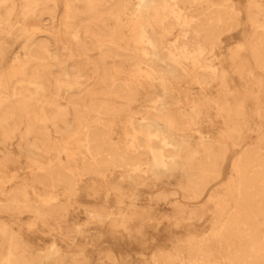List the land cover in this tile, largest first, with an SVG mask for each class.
<instances>
[{
  "label": "bare ground",
  "instance_id": "obj_1",
  "mask_svg": "<svg viewBox=\"0 0 264 264\" xmlns=\"http://www.w3.org/2000/svg\"><path fill=\"white\" fill-rule=\"evenodd\" d=\"M63 1L0 0V63L8 45L2 36L14 42L27 38L0 74V152L11 155L6 148L16 144L18 158L27 165L0 182L5 195L0 198V264H128L123 259L131 253L118 256L115 248L122 249L120 234L132 237L123 210L130 188L137 190L133 200H145L140 233L162 205L185 220L196 219L198 208L207 211L198 201L209 192L211 221L202 239L160 251L150 264H264V152L243 150L240 133L247 126L248 103L257 106L258 98L245 92L230 101L227 71L217 62L223 35L240 25L235 5L223 0L194 14L192 8L207 0ZM247 8L255 34L248 47L257 72H264V0H248ZM47 21L57 25L66 55L53 54L44 38L36 36ZM165 32L173 41H164ZM51 63L59 73L50 81ZM231 72L240 80L254 78L253 70L236 61ZM191 83L199 90L196 98H191ZM212 83L219 91L217 100L205 93ZM178 84L185 89L177 93L172 85ZM139 101L140 110L133 112ZM259 108L251 114L259 115ZM210 111L224 126L217 139L203 131ZM119 126L123 147L114 139ZM50 128L63 132L62 145L72 148L41 149L37 138L49 136ZM230 148L241 150L223 182ZM53 152L43 162L35 157ZM88 178L103 192L99 207L75 201ZM163 184L176 186L194 204L170 200L166 192L142 191ZM111 193L116 194L118 213L111 210ZM81 208L87 220L70 219ZM164 224L176 226L178 221ZM164 224L153 226L164 234ZM37 225L48 228L43 234L52 238L49 245L33 237L40 232ZM79 237L84 245L76 244ZM95 240L103 245V255L88 257L85 248ZM30 245L40 249L32 253Z\"/></svg>",
  "mask_w": 264,
  "mask_h": 264
},
{
  "label": "rangeland",
  "instance_id": "obj_2",
  "mask_svg": "<svg viewBox=\"0 0 264 264\" xmlns=\"http://www.w3.org/2000/svg\"><path fill=\"white\" fill-rule=\"evenodd\" d=\"M19 2V0H18ZM63 0H59V3H63ZM223 0H207L204 5L193 7V13L194 14H200L203 8H208L211 5L215 4H221ZM229 3H232L235 5V8L237 9V12L239 13L238 17L240 20V25L235 30H232L230 32H227L222 37V46L219 51H217V62H220L222 67L227 71V83L229 87L231 88V93L228 97L230 101H235L237 99V96L241 93L250 92L254 94L255 97L258 98L257 103L259 108V115L251 114V111H254L253 109H256L257 106L248 103L247 105V111L249 112V115H247V126L244 127L241 130V136H242V145L243 150L247 149H256L261 152H264V144H262V141L264 139V72H257L255 68L254 58L251 54V49L248 47L249 42L252 40L254 34V29L251 27V25L247 21V7H248V0H230ZM216 6V5H215ZM214 6V7H215ZM211 9H213V6H211ZM60 10L62 11L63 8L61 7ZM19 11V9H18ZM19 16L18 13H16L15 20H18ZM47 25L43 26L42 28L39 27L36 31V36L43 37L44 40L49 44L50 51L53 54H64L66 55L67 51L69 50H63V48H60V43L62 40V36L58 31L56 24H51L49 21L45 22ZM34 27H37L36 25ZM76 29L79 28V25H75ZM82 36L84 35V32L80 30L79 32ZM162 34V33H161ZM164 35H166V38H164L165 42L173 41V38L169 37L168 34L165 32ZM168 36V37H167ZM1 41L7 43L2 50L5 53V59L2 63H0V74H3L7 71V68H9L12 63L14 57H16L19 52L22 50V47L27 40V38H18L17 41H13L12 39L8 37H1ZM239 50L238 56L235 55V52ZM93 53V52H92ZM237 62L239 66L241 67H248L249 69L254 71V78H246V79H238L236 78L231 70L234 67V62ZM50 81L53 80L59 73V67L57 64L51 63L50 65ZM16 82V81H15ZM21 83H11L12 86H20ZM189 84V83H187ZM260 84V86H258ZM52 86V85H51ZM189 87V85H188ZM172 89L175 92H181L185 88L179 87L178 85H172ZM194 93L191 98H196L195 93H197L199 90L195 83H191V88L189 92ZM49 93L53 95L55 93V90L50 87ZM205 93L207 94V98L211 100H217L219 96L218 88L214 83L206 85ZM182 96V95H180ZM133 112H137L140 110V101L137 103H134L132 105ZM208 118L206 119V122L204 123L203 131L211 136L214 139H217L220 136V133L223 131V123L222 119H219L216 117V114L214 111L208 112ZM254 115V116H253ZM69 122L72 123L73 116L70 115ZM123 130L122 127H117L116 129V135L114 136L115 141L120 147H123L125 144V138L123 136ZM49 136H41L37 139L40 141L41 149H47L52 151L57 150H64L67 147L72 148L68 145H62L64 143V133L59 132L57 133L53 128H50L48 130ZM35 138H31L32 141H34ZM57 143H60V145H56ZM11 153V155L3 154L0 152V165H2V172L0 174V182L5 181V176L10 175L12 172L14 173H22L23 169L27 167L26 162L23 161L21 158H18V156L21 155L19 153L18 148L16 147V144L12 147L6 148ZM1 150H4L1 148ZM241 149L234 150L232 148L229 149L226 157V163L225 167L223 169L222 173V179L221 181L225 182L230 178L231 175V163L234 160V158L237 156L238 152ZM56 152L50 153L49 155L43 154V153H36L35 157L37 160H41L42 162L48 159V156H54ZM9 156L17 157L15 159L8 158ZM13 173V174H14ZM217 187V186H216ZM215 186H212L213 190L216 188ZM97 187L94 185V179L88 178L82 185L81 191L78 193L77 197L75 198L79 204L84 206H92L99 207L103 205V201L101 200L103 197V192L96 189ZM161 188V190H159ZM167 188V189H166ZM171 188V189H170ZM173 188V189H172ZM146 190V191H145ZM150 190V191H149ZM137 190L128 189L126 191V204L123 206V210L127 215L126 221L128 222V235L132 236L131 240H129L126 235L120 234V238L122 241V249H116V254L119 256L121 254H129V256H125L123 261H126L128 264H150L152 261V258L160 253V251H169L171 247L174 245H186L187 240L190 238H196L198 241L202 239L203 233L206 231V225L210 223L211 218L210 214L212 212V204H209L207 199L209 197V192L205 193V195L197 202L198 204H206L207 205V211H201V208H198L197 213L198 217L193 220H185L184 217L181 215L180 212L177 210H171L167 208H163L165 205H162V207L159 206V211L152 214L150 217V220H146V224L143 225V232H137V229H139L140 226V206L141 203L145 202L144 199L140 202V197H138L136 200L132 199V195L136 193ZM143 192L151 193V194H158L160 192H166L167 196L170 198V200L174 201H180L183 204L188 203L187 205L194 204L191 201H187L182 198L181 192L179 189H177L174 185L169 184H163L160 185L155 190H151L148 187L142 188ZM179 191V192H178ZM138 192L140 193V188L138 189ZM137 192V193H138ZM87 193H90L91 195L88 196ZM0 198L5 199L4 193L0 190ZM184 201V202H183ZM112 208L111 210L114 213H118V203H117V197L116 194L111 193L110 203ZM163 204V203H162ZM168 206V205H167ZM166 206V207H167ZM76 212V215H75ZM73 212L74 214L70 217V219L78 218L80 223H84L87 220V216L84 213L83 208ZM76 216V217H75ZM80 217V218H79ZM118 216L114 215V218H117ZM143 219V217L141 216ZM145 218V217H144ZM8 223V218H6ZM25 221H28L27 218L24 219ZM178 221V225L172 226L167 225L164 223H167L169 221ZM160 222L161 225H165L166 233L161 234L158 233L153 226V224ZM25 230L28 229L27 226L24 227ZM36 229L40 232L33 234V237L39 241L42 242V244H50L52 241V238L50 236H47V234H43V231H47L48 228L43 227L42 225H37ZM55 234V233H54ZM85 240L82 237H79L77 239V245H84ZM91 243L88 244V246L85 248L86 252L90 253V255H103V245H99L100 243L98 241H90ZM109 245V244H107ZM31 246V252L37 253V251L40 249V245H30ZM63 247L66 248V245L63 244ZM78 250H74V258H79L78 254L76 253ZM122 259V258H121ZM71 261V260H70ZM98 261V260H97ZM100 261H98L96 264H100ZM68 264H71V262L68 261ZM80 264H86L84 261H81Z\"/></svg>",
  "mask_w": 264,
  "mask_h": 264
}]
</instances>
